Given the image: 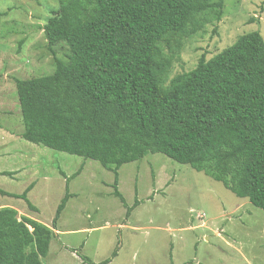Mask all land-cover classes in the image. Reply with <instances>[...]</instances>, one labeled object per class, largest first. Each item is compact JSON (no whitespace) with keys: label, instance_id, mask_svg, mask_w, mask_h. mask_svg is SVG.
Returning a JSON list of instances; mask_svg holds the SVG:
<instances>
[{"label":"trees","instance_id":"obj_1","mask_svg":"<svg viewBox=\"0 0 264 264\" xmlns=\"http://www.w3.org/2000/svg\"><path fill=\"white\" fill-rule=\"evenodd\" d=\"M264 4V0L262 1ZM224 0H58L43 26L54 71L14 80L23 123L21 137L48 148L98 161L113 171L112 193L129 216L117 188L118 169L148 153H162L221 182L264 211V39L241 34L228 47L165 84L166 52L183 37L219 21ZM3 13L0 12V16ZM211 14V19L209 18ZM64 42L69 64L53 46ZM65 194L52 227L72 196ZM14 172L0 171L12 176ZM23 193L1 195L24 199ZM51 227L15 208L0 207V264H43ZM117 240L107 264L116 256ZM185 264V263H183Z\"/></svg>","mask_w":264,"mask_h":264},{"label":"rangeland","instance_id":"obj_2","mask_svg":"<svg viewBox=\"0 0 264 264\" xmlns=\"http://www.w3.org/2000/svg\"><path fill=\"white\" fill-rule=\"evenodd\" d=\"M216 1V0H210ZM263 0H224L219 21L183 37L172 52L169 80L192 70L230 46L239 35L259 31L264 39ZM58 0H0V188L27 198L0 194V207L33 218L52 229L43 264H84L80 255L98 263L119 249L107 264H264V211L238 197L190 165L162 153L124 163L117 188L131 206L129 216L112 191L114 173L98 161L48 148L21 137L23 123L14 80L50 74L53 55L46 47L43 26ZM56 57L69 64L64 42ZM68 199L56 228L52 220L65 194Z\"/></svg>","mask_w":264,"mask_h":264}]
</instances>
